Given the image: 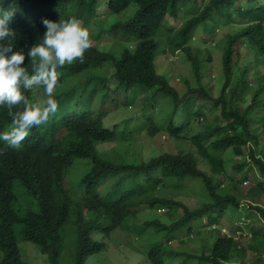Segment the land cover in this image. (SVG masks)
I'll list each match as a JSON object with an SVG mask.
<instances>
[{
    "label": "trees",
    "instance_id": "trees-1",
    "mask_svg": "<svg viewBox=\"0 0 264 264\" xmlns=\"http://www.w3.org/2000/svg\"><path fill=\"white\" fill-rule=\"evenodd\" d=\"M100 1L4 0V6L15 8L9 24L15 37L7 42L20 50L38 42L44 18L71 16L86 29L95 26L100 31L96 38L89 36L82 61L56 70L53 96L62 110L29 129L19 148L0 142V264H30L22 257L17 233L48 255L47 264H96L92 258L108 246L95 235L109 241L115 229L128 231L135 219L147 232L139 246L128 242L123 246L137 249L133 256H140L141 264H261L256 257L264 256V205L259 202L264 195V0H200L201 9L196 0H107L105 16ZM190 3L192 10L178 28L166 25L167 17L177 20L180 8ZM131 6L135 9L125 21L109 18ZM225 24L231 31L225 34L221 51L222 83L213 94L215 85L205 78L212 71L213 52L207 49L211 54L206 56L200 48L194 51L191 42L197 29L208 27L213 45ZM161 38L171 54L181 52L191 64L192 76L178 78L183 91L167 74L157 72ZM31 66L32 58L26 56L24 67L31 71ZM68 79L75 82L67 86ZM140 87L155 90L142 92ZM34 89L43 92L39 85L22 91L27 97ZM120 89L134 98L121 100ZM97 95L104 98L101 105L111 99L117 108L138 105L141 113L145 109L150 113L129 114L118 125L108 126L103 120L108 112L93 111ZM196 97L219 114L194 110ZM73 98L78 99V109L69 110ZM167 102L171 114L155 118L152 113ZM18 110L14 106L13 111ZM10 126L11 118L0 106V131ZM143 134L149 140L136 139ZM149 141L154 147L147 146ZM108 144L115 146L101 148ZM232 156L244 157L232 165L240 174L238 180L227 173ZM78 158L91 161L80 179V195L67 183ZM250 172L255 184L243 197L241 185ZM16 185L38 211L19 210ZM183 188L194 193L199 189L201 205L191 209L159 196L160 190ZM145 207L162 208L163 216L153 212L155 216L139 222ZM180 209L182 217L175 216ZM227 209L235 214L244 210L248 224L235 228L251 233L252 258L235 236L217 227L229 217ZM200 227L209 228L210 235L200 237ZM172 241L179 242L178 247ZM129 260L121 264H137L136 258Z\"/></svg>",
    "mask_w": 264,
    "mask_h": 264
},
{
    "label": "rangeland",
    "instance_id": "rangeland-1",
    "mask_svg": "<svg viewBox=\"0 0 264 264\" xmlns=\"http://www.w3.org/2000/svg\"><path fill=\"white\" fill-rule=\"evenodd\" d=\"M106 1L107 0H101L100 1V5L102 6L101 8V14L102 16H105L104 13H107L106 11ZM198 6L200 7V9L204 6L202 5V2L200 0H196ZM189 8V9H188ZM188 8L184 5L180 8L179 10V18L177 20H173L171 17H167L166 18V25H168L170 28L176 29L178 28L187 18H188V13L191 9V3L189 4ZM135 7L131 6L126 12L121 13L120 15H109V18L112 20H126V18H129L130 14L133 13ZM215 30V27L213 28L212 31ZM229 30L231 31V29L228 27V25L225 24V26H222L219 28V30L217 31V35L215 36V40H212L213 45L211 44V33L208 32L209 29L208 27L206 28H199L197 29L196 33L194 35H196V37H194L192 39L191 42V46L192 48H194L193 50H197L198 48H200L202 50V54H206V56L208 54H211L209 52H207L208 50H210L211 52H213V55L211 54L212 59V71L209 73L208 75H206V81L207 83H212L213 85H215V87L212 89L213 94L217 93L218 90H216L222 83V63H221V51L223 49L224 46V37L225 34L229 32ZM236 29L232 28V33H234ZM89 36L92 37L94 36L96 38V36H98L100 29L98 27L95 26H91V28L87 29ZM160 42H158V44L160 45L159 50L157 51V58H156V64H157V72L160 73H165L168 75L170 82L172 85H174L175 87H178L180 91L184 90V86L178 81L179 77H188L190 78L192 76V72L190 70L191 68V64L188 61V59L186 58L185 54L181 53V52H177L176 54H171L168 51V43L166 42L165 38H161L159 40ZM201 43V45H200ZM242 52L245 54V47L242 45ZM208 49V50H207ZM261 74V72H258V76ZM75 82V80L73 79H68L65 83V85L70 86L71 84H73ZM249 83L252 84V79L249 80ZM140 90L142 92L146 91V90H155V88H146V87H140ZM82 92V91H80ZM80 92L77 91V94H80ZM125 89H120V99L125 101L127 99L128 96H125ZM99 96V95H97ZM123 97H126L125 99H122ZM128 98L133 99L134 96H129ZM77 98H73L74 103L77 101ZM194 101L195 106L198 105V107H195L194 110H196L197 108L200 110V112H203L205 114H219V111L214 109V111L212 110V105L210 103H207L206 105H203L204 103H206L207 101L200 99L199 97H196L194 99H192ZM99 102H96L95 106H93V111H106L108 112V115L105 116L104 114V121L107 123L108 126H116L119 123H121L123 120H125L127 118V116L129 114H149L150 110L145 109L144 112L141 113L140 111V106L135 105L133 108H127L125 106L120 105L119 108L111 105V99H109L108 101H106L104 104L101 105V102L104 101V98L99 96L98 98ZM121 102V101H120ZM247 103V102H246ZM91 108H86V110H89ZM172 111V107L171 104H169V102H167L162 110H158L155 113H152L153 115H155V118L159 117V114H171ZM104 112V113H106ZM146 125V124H145ZM147 127V125H146ZM135 129H139L138 127L136 128H132L130 130H135ZM146 130V128H145ZM144 130V131H145ZM139 141L142 140H149V138L147 136H145V134L141 135L140 137L137 136L136 138ZM115 146V144H108L106 146H102L101 148L104 149H108L110 150V148H113ZM147 146L150 147H154L153 143H151L150 141L147 142ZM135 148L138 149L140 148V146L135 143ZM246 157V156H245ZM244 157H233L230 159L229 165H228V171L227 173L229 174V176H231L233 179L238 180L240 177L239 172H236L235 170H233L232 165L233 162H241L243 161ZM91 161L88 159H83V158H78L76 159L74 165L71 167L70 171H69V175H68V185L70 187V189L73 190V192L76 195H80L81 194V187H80V179L83 176V174L88 170V168L90 167ZM254 172H250L249 173V178L247 182H243L241 185V192L244 194L250 190L255 182L253 181V175ZM257 174V173H256ZM104 190V188H103ZM15 191L18 195V200L19 202V210L24 211L25 209H31L32 211H38V208L36 206V203L33 201V199L29 198V196L27 195V193H25L24 191H22L17 185L15 186ZM159 196L163 197V198H170L173 199L175 201H179L182 202L183 204H185V206L194 209L198 206L201 205L202 202V193L200 194L199 189H197V192H192L188 189H177V190H169V189H165V190H160L159 191ZM247 198V197H245ZM243 201V205H246V201ZM259 202L260 204L264 205V195L261 196L259 198ZM146 209L144 210V212H146V215L142 214L139 217V222L147 219V217L151 216H155L153 212H159L160 214H162L164 212V210L162 208L157 209V211L151 210L149 207H145ZM152 211V212H151ZM242 211V210H241ZM239 211V213L235 214L234 211L230 212V209H227V213L229 214L228 218L222 219L220 221L221 225H217V227H222L223 226V231L227 232L229 234H232L233 236H235V238L240 242L241 246L249 249V253H250V257H251V253H254L255 251L252 250L250 248V246L252 245V240H251V233H247L245 231L247 230H243L240 231L239 229H236L235 227L237 226H246L248 224V221H244V216L242 215L243 211L241 212ZM168 212V210L166 209V213ZM158 213V214H159ZM164 213V214H166ZM227 214V215H228ZM183 212L182 210H178L175 213V216L177 217H182ZM163 216V214H162ZM157 220V219H156ZM232 220V222H231ZM136 224L137 221L135 222ZM203 223H206V219L203 220ZM134 226L133 224L129 225L130 230H132V227ZM154 229H156L155 227H153ZM213 229V228H212ZM210 229L207 227H200L199 230V236L203 237V236H209ZM95 235V234H94ZM18 239L20 240V247H21V253H22V257L27 260L30 264H47L48 261V255L44 254L40 251L39 248H37L35 245H33L30 242H25L22 241V236L21 234L17 233ZM96 239H101L103 243L107 244L108 249L106 250V252H104L101 255L98 256H94V258H92V261L96 262V264H111L112 262H114L115 264H121L123 263L126 259L128 260L130 258L129 261L133 260L134 258H136L137 260V264H141V257L140 256H133L134 254H137V249L133 251V249L129 246L130 243H134L136 246H139L140 243L142 241H140V239L131 236L129 234V232L122 230V229H116L112 235L109 237V241H107V238H105L102 234H96L95 235ZM181 240V238H180ZM127 244L126 246H123V244ZM182 242L188 243V240H183ZM190 242H194L193 239L190 240ZM172 246L178 247V243L179 242H171ZM199 244V241H198ZM149 246H146V248H148ZM189 249V246H186ZM197 249H199V245L196 246ZM123 250H125L127 252V256L122 254L124 253ZM256 261H258L261 264H264V256L263 255H257L256 257ZM168 264H171L170 262H168Z\"/></svg>",
    "mask_w": 264,
    "mask_h": 264
},
{
    "label": "clouds",
    "instance_id": "clouds-1",
    "mask_svg": "<svg viewBox=\"0 0 264 264\" xmlns=\"http://www.w3.org/2000/svg\"><path fill=\"white\" fill-rule=\"evenodd\" d=\"M14 12L15 8L4 6V0H0V106L6 108L11 118L7 131H0V142L16 149L21 146L29 129L45 122L49 114L62 110L57 107L53 96L57 85L56 70L74 60L82 61L83 53L90 45L87 29L77 18L70 16L55 21L42 19L44 31L38 42L25 50L14 48L13 43L7 42L15 37L14 30L9 27ZM26 56L32 58L31 71L24 67ZM36 85L43 92L34 89L33 95L25 97L22 90ZM78 105V101L74 103L72 99L69 110L78 109ZM14 106L19 110L13 111ZM96 112L103 113L100 110ZM135 222L132 230L128 227L127 232L139 239L147 230Z\"/></svg>",
    "mask_w": 264,
    "mask_h": 264
}]
</instances>
